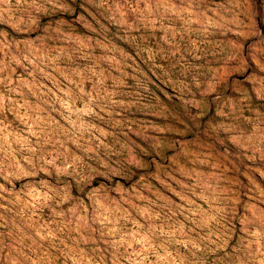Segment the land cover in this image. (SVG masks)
Segmentation results:
<instances>
[{"label":"rangeland","instance_id":"374dc122","mask_svg":"<svg viewBox=\"0 0 264 264\" xmlns=\"http://www.w3.org/2000/svg\"><path fill=\"white\" fill-rule=\"evenodd\" d=\"M0 264H264V0H0Z\"/></svg>","mask_w":264,"mask_h":264}]
</instances>
